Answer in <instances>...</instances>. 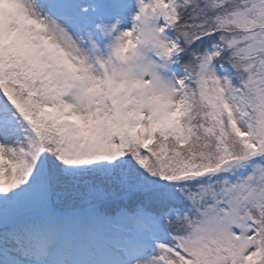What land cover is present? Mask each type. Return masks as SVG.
Wrapping results in <instances>:
<instances>
[{
	"label": "snow or ice",
	"instance_id": "1",
	"mask_svg": "<svg viewBox=\"0 0 264 264\" xmlns=\"http://www.w3.org/2000/svg\"><path fill=\"white\" fill-rule=\"evenodd\" d=\"M0 264H264V0H0Z\"/></svg>",
	"mask_w": 264,
	"mask_h": 264
}]
</instances>
